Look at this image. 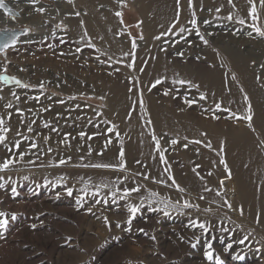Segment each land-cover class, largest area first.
I'll list each match as a JSON object with an SVG mask.
<instances>
[{
  "label": "rangeland",
  "instance_id": "374dc122",
  "mask_svg": "<svg viewBox=\"0 0 264 264\" xmlns=\"http://www.w3.org/2000/svg\"><path fill=\"white\" fill-rule=\"evenodd\" d=\"M58 1L60 5L56 0H41V4L53 9L48 17H61L66 23L62 28L51 23L57 28L52 26L53 32L61 28V33L46 37L40 44L32 40L18 51L11 46L0 52L4 64L0 63V76L16 77L29 85L23 88L0 80V118L4 120L0 128L10 129L2 133L7 139L0 143V163L10 156L16 161L0 170V184L4 185L0 187V211L16 214V219H10L8 227L0 230V264H218L216 257L219 264H264V208L253 209L252 203L241 200L240 185L223 154L224 144L238 139L264 158V133L257 128L253 113L247 111L252 100L249 91L228 64L226 49L218 44L228 48L242 44L241 49L252 45L263 51L264 36L255 27L264 30V20L258 16L249 21L244 17L237 19L222 9L214 13L204 4L197 8L195 0H191V18L185 20L183 33L169 31L157 39L169 60L215 69L212 57L203 53L224 59L225 63H217L225 68L240 92L245 113L253 117L249 122L243 119L244 115L216 102L218 99L210 97L204 88L192 87V79H183L190 84L178 83L182 80L178 76L176 80L168 76L157 78L159 84L157 80L151 84L144 79L135 66L141 43L148 39L143 29L145 1L113 0L117 41L113 53L93 51L87 45H80L77 52L78 46L68 40L71 27L67 20L79 13L77 18L84 25L89 12L86 4ZM243 1L254 6V2H261ZM2 10L19 21V15ZM117 12L122 16H117ZM240 20L245 23L240 24ZM12 29L20 30L17 40L36 31L23 24ZM118 43L126 46L125 50L118 48ZM178 50L182 55L176 53ZM262 78L259 73L254 80L260 85V93L264 90L259 80ZM117 92L120 99L115 102L124 105V112L123 107L109 108V95ZM201 94L205 99H201ZM258 102L264 103V95ZM119 112L131 121L130 127L116 119ZM180 115L187 119L177 118ZM228 124L243 126L251 133L234 136ZM177 125L185 130L204 127L223 133L221 151L217 152L215 144L206 146L209 135L178 136L174 130L182 128ZM81 132L85 135L81 136ZM157 140L165 162L159 158ZM172 140L178 143L172 144ZM15 142L19 143L18 148L13 146ZM33 144L35 148L31 147ZM206 154L210 159L214 156L216 162L209 163ZM61 160L65 163L61 164ZM121 163L123 168L119 167ZM104 164L113 167L96 166ZM263 169L264 166L256 175L261 179L256 184L263 181L262 186L257 185L263 188L261 197ZM241 171L245 177L251 173L250 169ZM229 180L235 183L232 189H227ZM12 188H16L15 194ZM132 188L140 190L126 196L125 191ZM186 203L192 206L186 207ZM131 206H140V210L129 224ZM193 221L197 222L196 227L192 226ZM201 222L207 231L199 228ZM245 236L248 239L240 244L238 241ZM209 244L213 260L204 254ZM237 254L244 258L237 260Z\"/></svg>",
  "mask_w": 264,
  "mask_h": 264
},
{
  "label": "bare ground",
  "instance_id": "6f19581e",
  "mask_svg": "<svg viewBox=\"0 0 264 264\" xmlns=\"http://www.w3.org/2000/svg\"><path fill=\"white\" fill-rule=\"evenodd\" d=\"M56 1L59 2V5L61 4L60 1L58 0ZM142 1L143 2L145 1L144 3H146V9L142 10L143 11L142 15L144 19V28L143 27L142 28L145 29L144 30L146 33L145 35H147L148 39L147 42L145 41L141 43L142 44L141 48L137 52L138 56H137V62L135 68L143 73L145 77L144 79H147L151 84L155 82L157 78L159 79L163 76H168L172 80L175 79L177 76L178 79L180 78L182 80L192 79L193 83L195 85H199L200 87L204 88L209 93L210 97L218 99V101L216 102H219L222 105H227L229 108H231L238 114L244 116L247 115L244 110V100L240 92L234 86L232 81L229 79L225 71V68H222L223 66L220 67L219 65L221 63H225L224 59L220 58L219 56L213 57V55L209 53H203V55L206 54L205 56L209 58L212 57L211 61L213 62V64H216V68L215 69L197 68V66L189 63L183 64L177 59L169 60L167 58L166 53L161 50L162 46L157 42L156 37L160 36L161 34L164 35V33H167L169 31L173 33L174 32L177 33L180 31L181 28H183L182 26L184 25L185 20L191 18L189 11L192 9V2H188L187 0H179V2L178 0H142ZM232 1L233 2H229V0H195V2L193 3L196 5L197 8H199V6L202 4L208 6V9L213 8V10H215L214 13L216 12L217 9H222L223 13L230 12L232 13L233 17L237 19L238 18L242 19V17H244L248 19V21L250 20V18L251 20H253L252 12L250 13L251 6L253 5L252 2H248V1L244 2L243 0H232ZM4 2L8 6V8H11L18 12L19 21L17 22L14 18L5 14L3 10L0 9L1 29H4L6 27L17 28L20 24L21 25L23 24L24 26H28V27L33 26L34 28H36V31L34 33H31L29 36H25V35L21 36L20 40H17V43L14 46L13 51L14 50L18 51L19 49H21L20 48L21 45L23 46L24 44L27 43L29 44V42L32 40L34 42L39 43L46 37L49 36L54 37L55 35L63 31L61 28L66 24L63 21V19H61V17L60 19L54 17L52 18L48 17L47 14L53 13L51 11L53 9L44 8L43 5L41 4L43 3L41 2V0H36L35 3H33L32 0H4ZM74 2H77L76 4L79 3V5L81 3L86 4L84 6L87 7L88 11L86 12L87 14L89 12V15L88 17H85L86 24L84 25L83 22L81 23V20L78 19L79 15L77 16L78 18L75 16L70 20L66 19L68 25L71 27L70 29L71 36L68 37V40L76 44L78 47L80 45H87L88 47L90 46V49L93 51L95 50L97 51V49H102L108 51L107 53L109 52L113 53L114 48L116 49L114 45L115 46L117 45L115 44L116 35L113 30V23H114L113 10L115 9L113 0H74ZM137 2H141V0H136V3ZM254 3L257 5V6L255 5L256 16H258L259 19L264 20V4H261V2H254ZM68 4H70V2ZM40 8H43L45 11L40 13V11H38V9ZM81 16L84 17L83 15ZM52 22H55V24L61 27L59 28L60 29L59 32H53L54 27L52 26H55L56 28V25H52L51 24ZM63 33L65 34V32ZM218 44H221L222 48L224 47L226 49L224 56L229 58L230 61L228 60V64H231L232 68L238 74V77L245 84L247 91H249V96L252 98L250 103L251 105H253V108H251V112L255 117V123L257 128L260 129V132L262 131L264 133V103L258 102V99L263 98L264 90L263 92L260 93L258 90L260 88V85L254 82V80L259 75V73H261V76H263V78L259 80L261 82V87L262 86L264 87V50L258 51L255 48V46L252 45H248L247 48L241 49L242 44L238 45V47L237 45H235V47H231V48L230 47L228 48V46H225L221 42H219ZM119 46L120 48H122V50H125L124 48L126 46L122 47L123 45L121 46L119 44L118 48ZM177 52L180 53L179 50L176 51V53ZM218 61L219 64L217 63ZM0 63L4 65L2 63L1 58H0ZM257 66H261L262 68L260 70H257L258 69V68L256 69ZM120 92H122V97H123L125 91L122 90ZM119 99H120V94L118 92L114 95H109L108 101L110 104L109 106L110 110H115V109L120 110L123 107V112H124V105L119 102H115L116 100ZM115 116L116 119L118 121H121L124 125L127 124L130 127V124H132L131 121L127 119L128 117L125 116L124 113L119 112V114ZM177 118L186 120L187 116L182 117V115H180L177 116ZM168 125L170 124L168 123ZM177 126L182 128V129L174 130L178 136L199 137L200 136L199 134H201V136L203 134L205 136L209 135L208 139L209 137L211 139L209 141L207 139L206 143L207 144L210 143L211 145L212 144L217 145L216 146L217 152L218 150L221 151V138L224 135L223 133L215 132L209 129H204V127H202L201 129L199 128V129L185 130L183 129L182 125H177ZM201 126H205V125H201ZM228 130L232 133V135L240 136V137L249 136L251 133L243 126L234 127L230 124H228ZM213 139L217 140L218 143L212 142L211 140ZM224 148L226 149L223 154H226L225 157L229 163V168L231 170V173L232 175L236 176L235 177L236 182H238L240 185L241 195L240 194L239 195L241 196V200L243 202L244 200H247L248 203L249 202L252 203L253 207L251 206V208L253 209L258 208V206L260 207L262 206V208H264V197H261L263 188L257 187V185L262 186L263 181L261 182V184L259 183L256 184V181L259 182L261 180L259 176L256 175L257 174L260 175L259 169L261 170V167L264 166L263 165L264 158L261 157L260 155L261 153H259V151L256 152L250 150V148H252L250 145H248L244 141H239L238 139L235 142H229L227 144H224ZM205 159L209 160L210 161L209 163H211L212 161L216 162V158L214 156L210 159L207 154L205 156ZM242 169L246 171L250 169L251 173H249L245 177L242 174L243 173L241 171ZM239 171H241L242 173H240ZM226 184L228 187L227 189H232L235 183L232 180Z\"/></svg>",
  "mask_w": 264,
  "mask_h": 264
},
{
  "label": "snow or ice",
  "instance_id": "6c2138e0",
  "mask_svg": "<svg viewBox=\"0 0 264 264\" xmlns=\"http://www.w3.org/2000/svg\"><path fill=\"white\" fill-rule=\"evenodd\" d=\"M32 2L35 3L36 0H32ZM178 2H179V0H178ZM190 2H191V0H190ZM229 2H231V0H229ZM261 4H264V0H261ZM0 8H4L5 11H7V12H9V13L12 12L11 9H9V8L6 7V5H5V3H4V0H0ZM38 11H40V12H44L45 10H44L43 8H40V9H38ZM217 11H219V10H217ZM251 12H252V18H253V20L257 19V17H256V8H255L254 4H253V6H252V8H251ZM76 15H79V13H76ZM116 15H117V16H122V13L117 12ZM228 18H229V19H232L231 15H230ZM191 23H192L193 25H195V24H196V21H195V20H192ZM204 23H208V21H204ZM239 23H240V24H244L245 21H244V20H240ZM183 31H184V29L181 28V29H180V32L183 33ZM255 31H256L259 35L264 36V30H262L260 27H255ZM249 35H251V33H249ZM140 38L143 39L142 36H141ZM159 38H160V37H156V39H159ZM200 38L203 39L202 36H201ZM16 43H17V37H16L15 34H13L12 36L8 37L3 43H0V52L5 51V49H8V48L11 47V46H15ZM204 43L207 44L208 41H207V40H204ZM132 46H133V48L136 47L135 41H133ZM76 51L79 52V51H80V48L78 47V48L76 49ZM180 55H182V53H180ZM233 79H235V76H234V75H233ZM0 80H3V81H5V82H14V83H16L17 85H20V86L23 87V88H27V87H29L28 84H22L21 81H20L19 79H17L16 77H9V76H6V75H5V76H0ZM177 82L180 83V84H185V83H189V84H190V83H191V82L184 81V80H179V81H177ZM156 83L159 84V83H160V80H157ZM191 86H192V87H197L196 85H191ZM40 87L42 88L43 85L41 84ZM165 95H167V93H165ZM201 99H205V97H204L203 94H201ZM244 99H245V100H248V97L245 95ZM187 103L192 104V103H195V102H194V101H187ZM141 106H142V105H141ZM219 107H220V106L217 105V108H219ZM17 111H19V109H17ZM247 111H248L249 113H251V105H250V104L248 105V109H247ZM252 118H253V117H252L251 114L245 115V116L243 117L244 120L249 121V122L252 121ZM3 124H4V120H3V118H0V126H2ZM249 126H251V125H249ZM28 130H29V131H32V128L29 127ZM8 131H10V129L7 128V127H2V128H0V143H3V142L7 139V137H6L5 135H3L2 133H7ZM108 131L111 132L112 129H108ZM80 135H81V136H84L85 134H84L83 132H81ZM153 139H155V136H153ZM109 142H110V141H109ZM195 142H196V143H200V141H195ZM171 143H172V144H177L178 141H177V140H172ZM13 146L16 147V148H18V147H19V143H18V142H15ZM206 146L209 147V148L212 147V145H211L210 143H208ZM31 147L35 148L36 145L33 144V145H31ZM184 147L187 148L188 145L185 144ZM156 148H157V151L159 152V158H160L161 162H165V155H164V153H163L162 151H160V144H159V141H158V140L156 141ZM50 150H51V149H49V151H50ZM20 155L22 156L23 154L21 153ZM123 156H124V153H123V150H121V152H120V158H121V160H123ZM15 162H16L15 159H14L13 157H11V156L5 158V160H4L2 163H0V170L8 169L9 166L12 165V164H14ZM220 162H221V163H225V167H227L225 161L221 160ZM60 163L63 164V163H65V161L61 160ZM96 166H97V167H113V165H108V164H104V165H96ZM124 166H125V165H124L123 163H121V164L119 165V167H121V168H123ZM25 179H27V177H25ZM173 182H174V181H173ZM221 183H223V181H221ZM3 186H4V185L0 184V187H3ZM177 187H178V186H177ZM11 190H12L13 194L16 193V188H12ZM139 190H140L139 188H132V189H130V190H126V191H125V195H126V196L129 195L131 192H139ZM180 191H183V189H180ZM205 191H210V189H205ZM218 194H219V193H218ZM69 195H71V190H70V189H69ZM113 195H114V194H113ZM154 195H155V194H154ZM201 199H203V197H201ZM185 206H186V207H191L192 205H189V204L186 203ZM228 206L231 207V205H228ZM197 207H198V206H197ZM139 210H140V206H131V207H129L128 211L131 213V215H130V217H129V220H128V223H129V224L131 223L132 218L135 217L136 213H137ZM89 211H90V209H89ZM206 211H211V209H206ZM241 214H243L242 209H241ZM10 219H11V220H15V219H16V214H15V213H12V214L9 215L8 213H5V212L0 211V230H4V229H6V228L8 227V224H9V220H10ZM105 220L107 221V218H105ZM117 226H119V225H117ZM192 226H193V227H196V226H197V222H196V221H193V222H192ZM198 226H199V228L203 229L204 231H207V230H208V229L206 228L205 224L202 223V222L199 223ZM222 231H228V229H222ZM247 239H248V237L245 236L243 239L239 240L238 242H239L240 244H243L244 241L247 240ZM192 246L195 247L196 245L193 244ZM228 247H231V245H229ZM204 254H205V256L207 257L208 260H213V258H214V257H213V250H212V246H211L210 244H209V246H208V250H207ZM235 258H236L237 260H242L244 257H243L242 255L237 254ZM216 260H217V262H218V264H219V257H216Z\"/></svg>",
  "mask_w": 264,
  "mask_h": 264
},
{
  "label": "water",
  "instance_id": "95a60500",
  "mask_svg": "<svg viewBox=\"0 0 264 264\" xmlns=\"http://www.w3.org/2000/svg\"><path fill=\"white\" fill-rule=\"evenodd\" d=\"M6 7L8 8L7 5H6ZM2 9H4V8H2ZM9 9H11V8H9ZM11 10H12L11 14L18 15V12L17 11H15L13 9H11ZM19 33H20V30L19 29H12V28H10V29H6V30L5 29L4 30H0V43H3L8 37L12 36L13 34H15L16 37H17Z\"/></svg>",
  "mask_w": 264,
  "mask_h": 264
}]
</instances>
